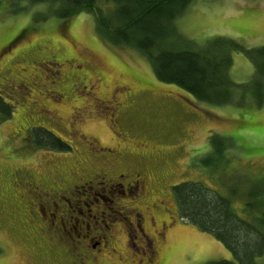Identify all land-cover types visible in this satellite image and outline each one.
<instances>
[{
    "label": "rangeland",
    "instance_id": "obj_1",
    "mask_svg": "<svg viewBox=\"0 0 264 264\" xmlns=\"http://www.w3.org/2000/svg\"><path fill=\"white\" fill-rule=\"evenodd\" d=\"M24 8L28 0H0V99L11 108L8 118L0 111V264H63L28 226L13 183L19 172L77 183L82 169L110 177L142 170L154 178L143 199L123 204L150 209L149 242L138 237L131 249L120 215L111 226L110 250L130 257V264L233 261L225 245L180 217L173 188L202 183L230 198L241 218L248 194L264 190V98L258 104L253 94L256 67L249 56L232 53L230 76L241 87L229 105L213 106L160 83L144 54L100 35L92 14L36 22L47 8ZM175 27L196 46L225 38L258 49L264 46V0H194ZM38 127L72 151L36 146L31 130ZM85 140L97 142L92 150L113 153L99 160ZM81 200L87 211V199ZM256 264H264V256Z\"/></svg>",
    "mask_w": 264,
    "mask_h": 264
},
{
    "label": "trees",
    "instance_id": "obj_2",
    "mask_svg": "<svg viewBox=\"0 0 264 264\" xmlns=\"http://www.w3.org/2000/svg\"><path fill=\"white\" fill-rule=\"evenodd\" d=\"M20 1V0H14ZM30 10L45 6L36 22L50 17L70 19L92 14L100 35L112 45L132 47L146 56L156 79L173 85L195 101L213 106L229 105L241 87L231 79L234 51H243L256 67L253 94L264 98V46L244 50L225 38L196 46L178 34L175 23L194 0H28ZM112 5L111 7H106ZM242 98V97H241ZM0 111L11 117L2 103ZM32 142L41 148L71 152L72 146L44 128L31 130ZM180 217L198 230L211 234L232 253L233 261L209 264H256L264 256V190L248 194L246 218L233 210L230 198L198 182H184L173 188Z\"/></svg>",
    "mask_w": 264,
    "mask_h": 264
},
{
    "label": "flooded vegetation",
    "instance_id": "obj_3",
    "mask_svg": "<svg viewBox=\"0 0 264 264\" xmlns=\"http://www.w3.org/2000/svg\"><path fill=\"white\" fill-rule=\"evenodd\" d=\"M85 144L99 160H107V156L113 153L103 147L92 150L97 142L86 141ZM85 171L77 172V183L66 185L61 181L17 173L13 193L25 213L27 224L46 240L63 264H130V257L126 256L124 260L115 249L110 250L111 226L120 215L126 221L131 249L133 246L138 248V237L149 242L148 227L155 224L150 209L131 205L125 208L123 204L124 199H143L154 178L142 170L133 176L120 172L115 177L104 171ZM95 189H100L103 194ZM81 197L87 199L84 204L87 211L82 206ZM122 208H128V213Z\"/></svg>",
    "mask_w": 264,
    "mask_h": 264
}]
</instances>
